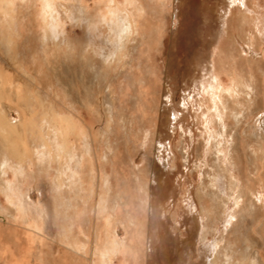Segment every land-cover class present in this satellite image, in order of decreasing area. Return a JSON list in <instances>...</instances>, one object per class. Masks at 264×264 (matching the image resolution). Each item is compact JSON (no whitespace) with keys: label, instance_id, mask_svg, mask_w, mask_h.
<instances>
[{"label":"rangeland","instance_id":"1","mask_svg":"<svg viewBox=\"0 0 264 264\" xmlns=\"http://www.w3.org/2000/svg\"><path fill=\"white\" fill-rule=\"evenodd\" d=\"M69 1L0 0V157L5 156L11 162L22 165L32 162L33 146L38 143L36 138L39 137L37 116L41 110H45L50 117L71 114L73 111L78 116L77 122L92 139V154L100 175L109 178L111 190L107 200L114 206L111 221L114 225H121L120 235L129 234L135 238L138 225L144 218L140 215L146 211L145 243L137 245V238L130 240L129 237L128 249L116 252L114 264H185L184 255L195 249L198 229L187 242L184 240L188 235L185 226L178 224L173 215L174 210L188 203L196 219L200 212L202 199L198 187L205 160L200 154L202 114L199 109L201 103L209 101L205 91L210 90V83L202 80L203 65L201 83L196 86L199 65L207 62L210 52L207 41L200 42L204 36L199 35L198 38V34L207 26L214 43L220 34L226 38L224 48L229 51V31L233 32L236 40L242 44L244 53L248 54L250 49L247 39L237 37L236 29L239 30V24L248 16L251 8L247 7V1L242 0L232 8L230 22H226L225 17H220L223 0H132L134 7L126 4L124 12L130 20L136 19V33L117 55V63H114L116 67L111 64L113 70L102 69L99 79L93 80L87 67H78V63L73 58L68 59L62 50L57 52L49 42L42 41L47 2L63 18L61 4L66 6ZM259 3L261 7L264 6V0H259ZM116 4L124 7L125 3L124 0H116ZM205 6L210 12L203 14ZM65 22L67 30L72 29L74 34L80 35L79 26L67 20ZM219 55L225 60L223 66L227 65L226 61H233L218 45L213 54L214 66H217ZM241 62L240 65L244 67L245 63ZM79 71L84 72L82 74L87 82L84 86L79 79ZM256 71L260 83H264V74H259L258 69ZM150 74H154V77ZM220 76L224 82L227 81L224 74L220 73ZM168 92L171 93V102L168 101ZM108 103L112 109L110 115ZM172 110L182 117L181 120H178L179 117L172 119ZM263 112L264 107L257 110L256 114ZM9 116L16 121H10ZM247 120L251 121V117ZM246 122L239 129L241 136L244 129L248 128L249 122ZM212 125L217 128L216 122ZM67 136L71 141L74 140V147L79 149L76 135L69 133ZM150 137L154 139L149 141ZM246 143L253 144L249 139ZM256 148V171L260 182H263L259 188L262 193L264 150H259L257 143ZM60 157L51 161L47 171L36 175L37 178L33 177V186L38 185L42 193L45 189V193L41 196L40 191L32 187V200L43 199L42 202L47 204L50 211L54 206L49 199L50 187L54 182L63 186L62 196L69 194L66 182L58 176L59 167L64 161V157ZM171 160L175 162L176 168L171 166ZM137 164L145 167L150 165L151 170L146 167L145 175L150 184L149 193H146L147 182L135 166ZM33 166L34 169L38 168H35V164ZM8 175L11 177L10 172ZM99 184L97 181L92 186L89 191L91 197L86 199V204L78 200L79 218L75 215V230H71L68 237L81 245L84 243L83 251L75 255L64 241L57 240L58 244L53 241L52 235L57 234V229L60 231L65 221L62 215L52 216L45 220L47 224L45 221L42 223L44 244L38 253L43 258L42 264H92L95 258L92 253L95 244L94 224L105 216L104 211L97 206L105 190V186L102 185L101 189ZM2 195L0 192V203L5 204L7 213L13 214L6 207L7 201ZM195 222L199 224L198 220ZM260 222L264 229V218ZM75 223L80 227L79 230ZM254 225L257 230L259 221H254ZM0 226V245L4 248V256H7L2 263L36 264L38 240L30 232L31 228L13 223L10 219ZM253 235V238L256 237V232ZM188 243L189 248L186 247ZM253 247L256 248V238ZM258 248L261 250V247Z\"/></svg>","mask_w":264,"mask_h":264},{"label":"bare ground","instance_id":"2","mask_svg":"<svg viewBox=\"0 0 264 264\" xmlns=\"http://www.w3.org/2000/svg\"><path fill=\"white\" fill-rule=\"evenodd\" d=\"M244 1H247V7L251 8L249 10L250 15L248 14L245 19L243 18V22L239 24V30L236 29V35L237 37H246L248 49H250L248 54L244 53L242 44L236 40L233 32L229 31L231 33L229 51L224 48L226 38L220 34L215 38L214 43V40L212 41L213 35L207 26L198 34V38L199 35L204 36L200 42L207 41L210 52L207 54V62L199 65L196 86L198 87L201 83L200 71L203 65L202 80L210 83V90L205 91L209 101L201 103V109H199L202 114L200 154L205 160L198 187L200 190L199 197L202 199L199 200L201 203L200 212L196 219L188 203L174 210L173 215L178 224L182 223L185 226L188 235L184 237V240L187 242H190L193 232L198 229L195 249L184 255L186 256L185 261L183 260L186 262L185 264H264V229L261 228L262 222H260L264 218V191L261 193L259 190L263 182H260V176L256 171V163H258L256 162V143L259 150H264V112L256 114L257 110L264 107V83H260V78L256 73V69H258L259 74H264V46H262L264 44V6L261 7L259 0ZM226 2L227 4L224 5ZM226 2L223 0V4H221L223 6L220 17L223 16L226 22L228 20L230 22L229 13H232V8L241 3L242 0H226ZM124 3V7H119L116 0H70L66 6L61 4L65 16L63 19L59 12L51 7V3L47 2L48 10L42 31V41L49 42L57 52L62 50L68 59L73 58L75 63H78V67H87L93 80L99 79L102 69L113 70L111 64L117 63V55L136 33V19L130 20L124 12L126 4L134 7V1L124 0ZM208 11L207 6H205L203 14ZM66 20L70 24L80 27V35L74 34L72 29L67 30ZM206 35L207 38H205ZM218 45L225 50V55H229L230 60L233 58V61L225 62L227 63L226 66H223L222 55L217 57V66H214L213 54ZM204 47L206 48V46ZM219 51L221 52V49ZM256 57L258 58L256 59ZM240 62L245 63L244 67L242 64L240 65ZM219 72L226 76V82L223 81ZM79 73V79L84 86L86 82L82 74L84 72L79 71ZM150 75L154 77V74ZM155 81L157 82L156 79ZM168 96H170L168 101L171 102V93L168 92ZM41 103L42 100L39 105ZM107 107L110 115L112 109L109 103ZM70 113L62 114L59 117H53V115L50 117L45 110H41L37 116V135L39 137L36 140L38 143L33 146L32 153L34 162L30 161L22 165L11 162L5 156L0 157V192L7 201L6 207L13 213H7L4 209L5 204H1V202L0 224L10 219L13 223L30 227V232L35 234L33 237L38 240V248L36 247L35 253L38 259L36 264H42L43 258L38 254L44 244L42 236L44 224L42 223L46 219H51L52 216L62 215L65 223L62 224L60 231L57 229V234H51L53 241L55 243L58 242L57 240L64 241L67 247L77 255L83 251L84 243L82 242L83 245H81L79 242L68 238L70 231L75 226V215L78 217L79 206L77 203L78 200H81L83 204H86V199L91 197L89 191L99 181L101 189L104 185L105 190L102 192L104 196L98 200L97 206L104 211L105 216H100L103 220L97 219L98 221L94 224L95 244L92 253L95 258L92 257V264H114L113 258L116 252L119 250L123 252L127 248L129 237L130 240L137 238V245L140 244L141 246L145 243L146 211L140 215L144 218L138 225V235L135 238H132L131 235L128 236L129 234L120 235L121 225H114L111 221L114 206L107 200L111 190L109 178L107 175H100L98 166L96 167L94 162L95 157L92 154V139L85 133L83 126L77 122L78 116L76 117L73 111ZM19 115L22 118V115ZM9 117L10 121H16L12 116ZM249 117H251V121L247 120ZM181 118L172 110L173 120H181ZM17 120L19 122V119ZM215 122L217 128L212 125ZM244 122L247 123L248 128L242 130L243 136H241L239 129ZM247 131L249 132L248 135ZM69 133L76 135L75 138L79 139V149L74 147V140L71 141L67 136ZM245 137L251 140L253 144L246 143ZM153 139L150 137L149 141ZM159 146L163 150L161 143ZM60 156L64 157V161L59 167L58 176L66 182L69 194L65 197L62 196L61 187L63 186L54 182L50 187L49 199L54 203L53 210L51 208L52 211H50L46 206L47 204L42 202L43 199L32 200V187H35L36 190L40 189L38 185L33 186V177L40 176L43 171H47L51 161L58 157L60 159ZM170 162L171 166L176 168L175 162L173 160ZM34 164L35 168H38L34 169V166L32 167ZM135 166L146 179V170L147 168L149 171L151 170L150 165L148 167L147 164V168L138 164ZM8 172H10L11 177H9ZM146 182V193H149L150 184L147 179ZM43 190L45 191V189ZM44 191L43 193L40 191L41 196L45 193ZM46 200L48 201V199ZM148 207L150 209V203ZM195 220H198L199 224H195ZM254 221H259L257 230ZM78 222L80 221L78 220ZM90 224L92 225V223ZM76 227L77 230L80 229L77 224ZM1 229L0 226V231ZM24 232L26 233L25 230ZM255 232L256 237L253 238ZM255 238L256 248L253 247ZM257 243L259 244L257 245ZM188 245L189 243L187 248H189ZM258 247H261V250ZM137 251H139L138 247ZM41 253L44 252L41 251ZM4 255V248L0 245V264L7 257ZM2 264H5V261Z\"/></svg>","mask_w":264,"mask_h":264}]
</instances>
